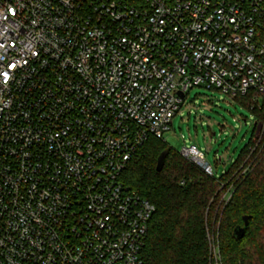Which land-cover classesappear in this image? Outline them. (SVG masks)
I'll return each mask as SVG.
<instances>
[{"label": "built area", "instance_id": "1", "mask_svg": "<svg viewBox=\"0 0 264 264\" xmlns=\"http://www.w3.org/2000/svg\"><path fill=\"white\" fill-rule=\"evenodd\" d=\"M195 88L262 103L264 0H0V264H144L122 176Z\"/></svg>", "mask_w": 264, "mask_h": 264}, {"label": "trees", "instance_id": "2", "mask_svg": "<svg viewBox=\"0 0 264 264\" xmlns=\"http://www.w3.org/2000/svg\"><path fill=\"white\" fill-rule=\"evenodd\" d=\"M253 93L235 101L255 116L254 135L220 179L208 176L159 139L150 138L128 164L122 180L156 207L142 250L144 264H264V101ZM164 160L157 170L159 160ZM250 217L242 236L244 217Z\"/></svg>", "mask_w": 264, "mask_h": 264}, {"label": "rangeland", "instance_id": "3", "mask_svg": "<svg viewBox=\"0 0 264 264\" xmlns=\"http://www.w3.org/2000/svg\"><path fill=\"white\" fill-rule=\"evenodd\" d=\"M255 121L251 110L228 96L195 88L184 99L172 128L161 141L178 153L195 146L205 154L214 177L220 179L253 139ZM263 131L264 124L259 122L255 138H261Z\"/></svg>", "mask_w": 264, "mask_h": 264}, {"label": "water", "instance_id": "4", "mask_svg": "<svg viewBox=\"0 0 264 264\" xmlns=\"http://www.w3.org/2000/svg\"><path fill=\"white\" fill-rule=\"evenodd\" d=\"M179 96L181 97V98H185V95L184 94H182V93H179ZM163 160H164V157H162L160 160H159V164H158V166H157V170H159L160 169V166H161V164H162V162H163ZM249 219H250V217H244V227L243 228H241L239 231H237V235L238 236H242L243 234H244V232H245V229L248 227V225H249Z\"/></svg>", "mask_w": 264, "mask_h": 264}, {"label": "clouds", "instance_id": "5", "mask_svg": "<svg viewBox=\"0 0 264 264\" xmlns=\"http://www.w3.org/2000/svg\"><path fill=\"white\" fill-rule=\"evenodd\" d=\"M4 75L7 77V73H4ZM5 82H7V81L5 80Z\"/></svg>", "mask_w": 264, "mask_h": 264}]
</instances>
